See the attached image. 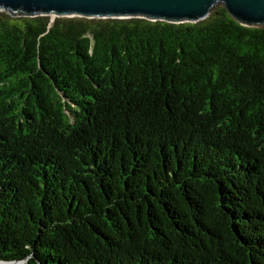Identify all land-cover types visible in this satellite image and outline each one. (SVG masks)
I'll return each mask as SVG.
<instances>
[{"label": "trees", "instance_id": "trees-1", "mask_svg": "<svg viewBox=\"0 0 264 264\" xmlns=\"http://www.w3.org/2000/svg\"><path fill=\"white\" fill-rule=\"evenodd\" d=\"M0 262L264 264V27L0 11Z\"/></svg>", "mask_w": 264, "mask_h": 264}, {"label": "water", "instance_id": "water-1", "mask_svg": "<svg viewBox=\"0 0 264 264\" xmlns=\"http://www.w3.org/2000/svg\"><path fill=\"white\" fill-rule=\"evenodd\" d=\"M218 6L240 24L264 27V0H0V11L14 17L140 18L175 24L203 21Z\"/></svg>", "mask_w": 264, "mask_h": 264}]
</instances>
